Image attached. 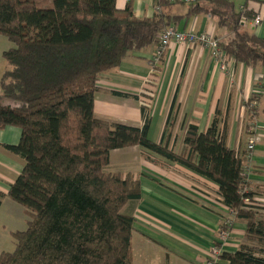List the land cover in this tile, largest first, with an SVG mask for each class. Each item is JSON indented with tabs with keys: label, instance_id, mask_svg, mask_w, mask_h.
Listing matches in <instances>:
<instances>
[{
	"label": "trees",
	"instance_id": "1",
	"mask_svg": "<svg viewBox=\"0 0 264 264\" xmlns=\"http://www.w3.org/2000/svg\"><path fill=\"white\" fill-rule=\"evenodd\" d=\"M168 2L156 0V15L137 17L131 0L123 8L117 0H0V34L15 43L3 52L8 67L0 76V128L21 129L19 142L4 147L24 159L7 195L29 216L25 230L12 233L15 249L2 251L0 264H132L140 182L107 170L111 151L131 146L217 183L220 202L233 211L219 233L230 232L236 221L246 223L240 247L218 259L264 264V213L245 202L255 194L242 174L246 152L227 144L219 110L204 132L188 125L181 153L149 138L146 105L142 127L94 113L100 75L128 54L157 46L160 34L176 26V17L163 10ZM185 3L191 14H210L227 32L226 39L214 38L229 60L264 66V39L243 20L252 12L233 0ZM257 112L251 111L253 120ZM5 196L0 191V206Z\"/></svg>",
	"mask_w": 264,
	"mask_h": 264
},
{
	"label": "crops",
	"instance_id": "2",
	"mask_svg": "<svg viewBox=\"0 0 264 264\" xmlns=\"http://www.w3.org/2000/svg\"><path fill=\"white\" fill-rule=\"evenodd\" d=\"M128 1L117 0V5L123 8ZM168 1L163 10L176 17L178 30L208 32L221 40L229 37L210 14H191L190 5L184 0ZM233 1L237 8L244 6L253 14L262 13L260 25L247 27L264 39V0ZM131 2L137 17H153L157 13L156 0ZM155 49L156 45H152L132 52L117 68L100 75L95 115L142 127V103L151 101L149 138L167 141L170 148L181 153L188 125L195 124L204 132L219 110L227 144L243 153L248 139L247 125L252 121L244 104L255 95L259 104L255 114L257 143L247 190L255 193L254 203L264 213V66L252 67L229 60L228 69L222 70L204 46L171 43L155 84H149ZM4 68L0 63V76ZM153 90V95L147 93ZM20 137L21 129L16 126L0 128V191L6 193L0 211L4 205L11 209L8 216L11 221L1 228L11 236L27 225L25 207L7 195L22 171L24 159L4 145L17 144ZM109 167H113L111 172L124 177L131 175L140 182L141 198L136 205L132 233V264H207L213 249L218 248L216 244H220L219 253L234 252L244 241V221H236L227 237H220L226 211L220 203L219 186L194 170L140 146L112 150ZM214 264L224 262L219 258Z\"/></svg>",
	"mask_w": 264,
	"mask_h": 264
},
{
	"label": "built area",
	"instance_id": "3",
	"mask_svg": "<svg viewBox=\"0 0 264 264\" xmlns=\"http://www.w3.org/2000/svg\"><path fill=\"white\" fill-rule=\"evenodd\" d=\"M184 1L185 2H193V1L195 2L197 0H184ZM240 8L241 10H246L244 6ZM243 20H244V23H247L252 27H257L258 25L262 23L263 15L261 12H255L252 18L244 17ZM159 37H160L159 42L156 46L155 52L152 57L151 73H150L149 78L147 79V83L149 84H155V78L157 76V73L159 72V66L162 64V59L164 57V54L167 48L171 45V43H178V44H184V45L200 44L210 51L212 58L217 62V64L222 70L228 69L229 59L227 58L226 53L219 47L218 41L214 38L213 34L211 33L180 31L177 29V27L174 24H171L166 28V30H164L160 34ZM153 92L154 90L147 92V93L153 95ZM150 102L143 103V104L150 108L151 106ZM244 105L251 115V111H253V109H257L259 104L257 100H253L252 98H249V99H246ZM256 128H257V122L256 120H253L252 118V121H250L247 125L248 139H247V144H246V149H245L246 162H245L243 173H242L247 178L252 169V155H253V151L257 143V137L255 135ZM245 202L247 204L255 205L254 201L252 202L248 198H245ZM222 205L224 206V209L226 211V215L224 218L229 223H231L233 220V211L229 207L225 206L224 204ZM228 233L229 232L223 231L220 233V237L225 238L227 237ZM218 254H219V249L214 248L212 251V255L210 256L207 264H214L216 260L218 259Z\"/></svg>",
	"mask_w": 264,
	"mask_h": 264
},
{
	"label": "rangeland",
	"instance_id": "4",
	"mask_svg": "<svg viewBox=\"0 0 264 264\" xmlns=\"http://www.w3.org/2000/svg\"><path fill=\"white\" fill-rule=\"evenodd\" d=\"M14 46H15V43L10 41L5 35L0 34V63L5 65L4 70L8 67V65H7L6 60L3 57V52ZM0 93H1V89H0ZM147 102L148 100L143 101V103H147ZM143 103L142 105H144ZM112 169L113 167H109L107 170H112ZM15 203H18V205H22L17 201H15ZM10 211L11 209L7 207L6 205H4L0 211V250L2 249L4 251H13L15 249V242L11 234L9 233L8 230L3 231V229L1 228L2 224H5V222L7 224V222L11 221L10 217H8L10 215L9 214ZM25 219L28 221L29 219L28 214H26ZM26 226H23V228L20 230H25Z\"/></svg>",
	"mask_w": 264,
	"mask_h": 264
}]
</instances>
